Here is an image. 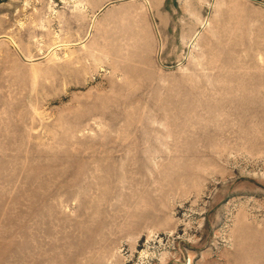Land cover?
I'll return each instance as SVG.
<instances>
[{"label":"rangeland","instance_id":"374dc122","mask_svg":"<svg viewBox=\"0 0 264 264\" xmlns=\"http://www.w3.org/2000/svg\"><path fill=\"white\" fill-rule=\"evenodd\" d=\"M0 264H264V0H0Z\"/></svg>","mask_w":264,"mask_h":264}]
</instances>
